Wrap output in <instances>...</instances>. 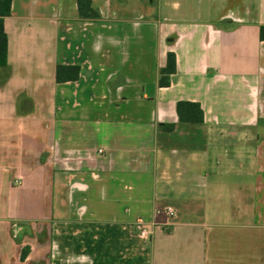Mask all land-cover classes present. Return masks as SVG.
Listing matches in <instances>:
<instances>
[{
    "label": "crops",
    "instance_id": "crops-1",
    "mask_svg": "<svg viewBox=\"0 0 264 264\" xmlns=\"http://www.w3.org/2000/svg\"><path fill=\"white\" fill-rule=\"evenodd\" d=\"M92 7L13 0L5 19L0 264H264V0Z\"/></svg>",
    "mask_w": 264,
    "mask_h": 264
},
{
    "label": "trees",
    "instance_id": "trees-1",
    "mask_svg": "<svg viewBox=\"0 0 264 264\" xmlns=\"http://www.w3.org/2000/svg\"><path fill=\"white\" fill-rule=\"evenodd\" d=\"M13 0H0V67H5L8 62V36L5 30V19L11 15ZM79 15L82 19L98 20L100 13L92 7V0H77ZM261 39L264 40V27L261 28ZM177 62L174 53L168 54L167 65L160 70L159 85L168 87L170 76L176 72ZM79 66L58 65L56 79L58 82L75 81L79 78ZM177 114L180 123L199 125L204 122V112L201 105L196 102L179 101L177 103ZM174 124L163 125L164 130L172 131ZM28 254L25 249L22 253L24 260Z\"/></svg>",
    "mask_w": 264,
    "mask_h": 264
},
{
    "label": "built area",
    "instance_id": "built-area-1",
    "mask_svg": "<svg viewBox=\"0 0 264 264\" xmlns=\"http://www.w3.org/2000/svg\"><path fill=\"white\" fill-rule=\"evenodd\" d=\"M167 212H168L170 217H174L176 215V212L173 208H168ZM135 227H136V230L138 231L139 235L142 238H144V239L149 238V236L151 234V230L142 221L137 222Z\"/></svg>",
    "mask_w": 264,
    "mask_h": 264
}]
</instances>
